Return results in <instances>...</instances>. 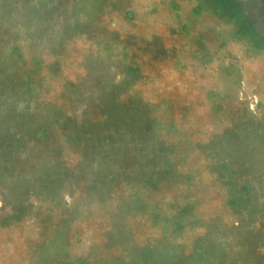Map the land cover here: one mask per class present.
I'll use <instances>...</instances> for the list:
<instances>
[{
	"label": "rangeland",
	"instance_id": "rangeland-1",
	"mask_svg": "<svg viewBox=\"0 0 264 264\" xmlns=\"http://www.w3.org/2000/svg\"><path fill=\"white\" fill-rule=\"evenodd\" d=\"M0 264H264V0H0Z\"/></svg>",
	"mask_w": 264,
	"mask_h": 264
}]
</instances>
